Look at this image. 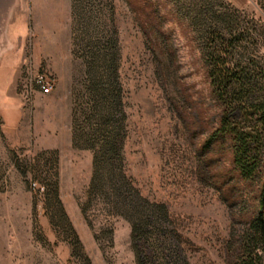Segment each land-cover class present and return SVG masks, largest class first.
<instances>
[{"label":"rangeland","instance_id":"374dc122","mask_svg":"<svg viewBox=\"0 0 264 264\" xmlns=\"http://www.w3.org/2000/svg\"><path fill=\"white\" fill-rule=\"evenodd\" d=\"M130 3L0 0V264H135L130 224L89 193L93 152L77 141L95 126L88 118L95 82L120 89L123 170L133 187L168 205L196 246L191 264H223L231 216L215 186L194 175L205 132L196 115L216 113L206 55L226 45L213 40L218 33L239 37L227 48L231 64L264 82V0L242 7L228 0ZM137 14L151 26L160 20L169 36L175 58L168 57L167 72L157 70L161 55ZM37 76L52 83L49 93L39 92ZM172 89L195 105L189 129L170 109ZM229 158L226 151L213 156L214 180Z\"/></svg>","mask_w":264,"mask_h":264},{"label":"trees","instance_id":"16d2710c","mask_svg":"<svg viewBox=\"0 0 264 264\" xmlns=\"http://www.w3.org/2000/svg\"><path fill=\"white\" fill-rule=\"evenodd\" d=\"M137 18L145 40L161 55L157 70L167 72V61L175 58L169 36L160 20L151 26L144 17L137 14ZM213 18L218 19L216 14ZM214 39L222 44L226 41L224 47H209L206 55L208 90L216 113L210 120L196 115L200 133L205 132L194 153L193 172L200 182L215 186L231 216L229 234L220 247L223 264H264V82L259 83L247 67L231 64L227 48L238 36L224 39L218 33ZM105 69L115 72L112 63H106ZM88 90L93 95L88 118L96 122L77 141H83L82 147L93 152L89 193L100 196L112 212L129 222L135 264H191L189 252L196 246L180 230L168 205L142 196L123 170L125 133L121 117L116 115L125 116L120 89L112 82H95ZM166 96L170 109L189 129L188 125L195 122L191 120L195 105L177 89ZM225 151L230 157L228 168L216 181L210 163L216 153Z\"/></svg>","mask_w":264,"mask_h":264},{"label":"built area","instance_id":"2783aa9c","mask_svg":"<svg viewBox=\"0 0 264 264\" xmlns=\"http://www.w3.org/2000/svg\"><path fill=\"white\" fill-rule=\"evenodd\" d=\"M34 83H35V86L39 89V92L42 94L49 93L53 86L51 82L44 80L40 76L36 77Z\"/></svg>","mask_w":264,"mask_h":264},{"label":"crops","instance_id":"0c3cea01","mask_svg":"<svg viewBox=\"0 0 264 264\" xmlns=\"http://www.w3.org/2000/svg\"><path fill=\"white\" fill-rule=\"evenodd\" d=\"M228 1L237 7H242V6L246 5L248 2H251L254 0H228Z\"/></svg>","mask_w":264,"mask_h":264}]
</instances>
